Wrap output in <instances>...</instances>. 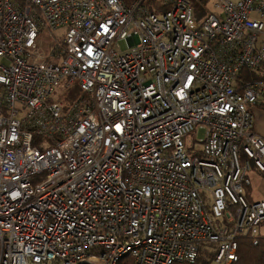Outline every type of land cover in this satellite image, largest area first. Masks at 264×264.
<instances>
[{"label":"built area","instance_id":"built-area-1","mask_svg":"<svg viewBox=\"0 0 264 264\" xmlns=\"http://www.w3.org/2000/svg\"><path fill=\"white\" fill-rule=\"evenodd\" d=\"M200 1L0 0V264H233L259 243L264 0Z\"/></svg>","mask_w":264,"mask_h":264},{"label":"trees","instance_id":"trees-1","mask_svg":"<svg viewBox=\"0 0 264 264\" xmlns=\"http://www.w3.org/2000/svg\"><path fill=\"white\" fill-rule=\"evenodd\" d=\"M126 3H131L133 0H124ZM245 71L244 76L249 79ZM255 78H260L256 72L253 73ZM239 260L233 264H264V234L262 233L258 244H253L250 238L242 237L239 240ZM208 247V246H207ZM203 254V257H201ZM213 259V252L209 248H205L201 252L198 260L194 264H211ZM124 264H132L130 259H125Z\"/></svg>","mask_w":264,"mask_h":264},{"label":"crops","instance_id":"crops-1","mask_svg":"<svg viewBox=\"0 0 264 264\" xmlns=\"http://www.w3.org/2000/svg\"><path fill=\"white\" fill-rule=\"evenodd\" d=\"M253 112L255 115L254 130L264 138V105H255ZM249 176L251 185L247 188L248 198L250 200H264V172L255 168Z\"/></svg>","mask_w":264,"mask_h":264},{"label":"rangeland","instance_id":"rangeland-1","mask_svg":"<svg viewBox=\"0 0 264 264\" xmlns=\"http://www.w3.org/2000/svg\"><path fill=\"white\" fill-rule=\"evenodd\" d=\"M190 1H192V3H193V7H194V9L197 11L198 16H204V9H205V8H203L204 6L202 5V2H201L200 0H190ZM63 30H64V29L55 30L54 33H55L57 36H59V35L63 32ZM119 44H120V46H121V48H122L123 50H127V49H128V47H127L125 41H120ZM246 73H247V76H249V77H253V74L250 73L249 71H247ZM71 97H72V94H71V95H68L66 98H67V100H68V99H70ZM195 132H196V133H194V134H192V135L195 137V139H197V143H198L199 147H201L202 144L200 143V141H201V140L204 138V136H205V129H204V128H198V130H196ZM262 233L264 234V228H263V230H262ZM201 257H203V254H202ZM211 264H215V263H214V262H211Z\"/></svg>","mask_w":264,"mask_h":264}]
</instances>
